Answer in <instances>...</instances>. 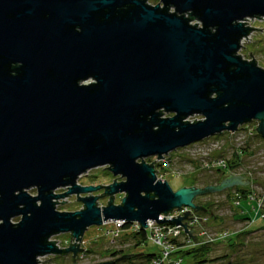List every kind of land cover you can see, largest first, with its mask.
I'll return each mask as SVG.
<instances>
[{
	"label": "water",
	"instance_id": "95a60500",
	"mask_svg": "<svg viewBox=\"0 0 264 264\" xmlns=\"http://www.w3.org/2000/svg\"><path fill=\"white\" fill-rule=\"evenodd\" d=\"M261 18L264 0H0V264L70 254L75 263L86 231L110 221L143 231L173 222L192 236L189 211L160 217L204 212L198 197L250 185L231 174L174 191L146 159L253 121L264 140V69L239 55L264 31L245 21ZM102 167L123 181L78 184ZM70 196L83 209L59 211ZM62 234L76 243L59 248L51 240Z\"/></svg>",
	"mask_w": 264,
	"mask_h": 264
},
{
	"label": "rangeland",
	"instance_id": "374dc122",
	"mask_svg": "<svg viewBox=\"0 0 264 264\" xmlns=\"http://www.w3.org/2000/svg\"><path fill=\"white\" fill-rule=\"evenodd\" d=\"M148 3L152 6H156L160 3V0H148ZM194 22L193 24H196ZM254 27L258 30L264 29V22L256 21L254 23ZM251 53L252 56L251 57ZM240 55L243 59L247 61L256 60L258 66L264 69V31H257L253 36V42L246 46L245 49L242 50ZM167 116H173L168 115ZM201 116H195L190 118L188 121L194 123V121L202 120ZM238 142H242L241 140ZM248 150H252L251 157L248 158L246 156L243 160V163L240 168H238L232 175L238 177L247 178L249 176V171L253 172L252 178L256 179L255 185L258 188V193L264 190V140L261 136H256L255 140L251 147ZM233 153V151L231 150ZM224 156L227 159H231L230 152H223ZM168 156V155H167ZM148 163L151 161H157L156 158L146 159ZM168 161L171 164V168L168 175L165 177V181L170 184V186L177 191L184 187H196L199 189H205L209 187H217L220 186L223 182V178L221 177L218 182H215L217 179V172H208L205 170L199 169L197 172V168L195 167V163L193 160L186 158V155L177 150L171 153L168 156ZM141 162V161H140ZM158 163V162H157ZM163 163V162H161ZM108 167H102L98 169H94L83 175L79 179V184L83 186H109L116 182H121L123 179L121 177H114ZM199 168V166H198ZM174 170H180L184 172L183 176H175L172 175ZM196 171L197 173H195ZM190 172H194V174L186 175ZM198 174V178L195 175ZM229 174L226 177H229ZM87 176V177H84ZM120 178V179H119ZM196 178V180H195ZM251 179V177H250ZM67 192V189L57 190V194H64ZM228 190L223 192H212L201 197H198L195 202H200L202 204L212 205V209L217 216V219H214L213 216L211 219V225L219 226L221 228L231 229L235 233H242V230L245 229V225L241 221H235L234 218H243V217H253L255 213L249 210L247 203H243L241 208L235 210H229L227 203L225 201L224 196ZM29 193L36 196L37 190L31 189ZM104 194V191H99L94 193L95 196ZM124 195H117L114 197V204L120 205ZM77 196H70L69 198L62 199L59 203L66 202L65 204H59L57 209L61 212H78L83 209V204L77 201ZM110 201L109 197H103L99 200V205L106 207L108 202ZM245 210V214L242 211ZM21 218L13 219V223H18ZM115 221H110L103 226H93L90 227L85 236L80 243L81 251L77 258L73 255H68L65 257H45L41 258L39 264H100L105 262L114 261L116 259H120L119 257H115L114 252L118 250H124L127 252V255H137V254H156L159 252V248L154 246L151 242H147L139 246L134 250H129L132 245L131 238L133 237V232L130 229L122 230L120 233V237L117 240L112 239L107 231H112L115 228L113 225ZM250 233L247 236H242L240 239H236L234 245L232 246L229 241L226 243L220 244L218 246H213L208 252L205 253L206 258L213 260L220 258L222 260L218 262H211L208 264H264V220L256 221L250 229H248ZM244 232V231H243ZM54 241H57L63 249L70 248L71 246V238L69 234H62L53 238ZM199 246H203L200 244L193 245L187 249L196 248ZM186 250V249H185ZM130 251V252H129ZM131 253V254H130ZM83 257V258H82ZM225 257V258H223ZM49 260V261H48ZM197 258L195 256H189L186 260L183 259L184 264H196ZM47 261V262H46ZM113 264H127L122 260H119Z\"/></svg>",
	"mask_w": 264,
	"mask_h": 264
},
{
	"label": "built area",
	"instance_id": "2783aa9c",
	"mask_svg": "<svg viewBox=\"0 0 264 264\" xmlns=\"http://www.w3.org/2000/svg\"><path fill=\"white\" fill-rule=\"evenodd\" d=\"M261 19L263 20L247 19L248 21H245V23H247L248 25L246 26L249 28L257 29L254 27V23L256 21L264 22V18ZM255 32L257 31H252V33L247 36V38H244L241 41V50L239 52V55L247 45L253 42V36ZM258 124L259 122L253 121L249 124L241 126L236 132H224L222 135L209 138L202 142L180 149L179 151L183 152L186 155V158L194 161L191 163H195L197 172L199 171V169L208 172L222 171L226 172L228 176L241 167L246 156H248V158L251 157L250 152L252 150L250 151L248 149L249 147H251L256 136H260L257 132V128L259 127ZM240 140L242 142H238ZM225 150L226 152H230L231 159H227L224 156L223 152ZM231 150L233 151V153L231 152ZM168 156H165L164 159H158V157H154L157 159L156 163L153 164L155 170L158 171V173H156L157 178L158 180H161L163 182L165 181V177L168 175V173L171 172L169 171L171 168V164L168 161ZM230 160L235 161V163L238 165L233 172H230V168L228 166ZM152 163L153 161H151V163L149 164ZM196 171L194 172L197 173ZM194 172H190L186 175L194 174ZM172 175L183 176L184 172L180 170H174ZM252 175L253 172L249 171V176L247 177V179L250 180V185L232 188L228 190V192L224 196L229 210H232L233 208L237 210L241 208L242 204L245 202L247 203L249 210L255 213L253 217H248V219L241 221L245 225V229L242 230V232L250 229V227L256 221L264 220V190L258 193V188L255 185L256 179L252 178ZM242 189L248 190L246 194L241 193L240 190ZM228 193H230L231 196L229 202ZM58 206L59 204H57V207ZM100 207L102 208L103 206ZM188 211L190 212V215H188V219H195H184L182 224L187 223V230H190L191 227H193L192 231L194 232L192 233V236L198 238L197 244L215 246L226 243L234 234H237L231 229L211 225V215H206V213L202 214L201 212H195V210L189 207H183L180 211L178 209H175L167 216L162 215L160 217V220H162L163 218H165V220H172L173 218L178 219V216L182 218L185 217L183 213ZM244 211L245 210L242 211V214ZM107 223L108 222L104 223L103 225ZM113 225H115V228L112 231H107V234L112 239L117 240L120 237L121 231L125 230L126 226H129L128 229L132 230L133 234H140L141 232H145L147 236V242H151L154 246L159 248V252L156 253L153 258L149 260H143L139 263L137 262L136 264H184V261L180 257L179 252L193 245H196L193 237L185 232L184 227L176 226L173 222L158 224L156 221H148V227L145 231L142 230L141 226L138 223L129 225L125 221H115ZM51 241L54 240L52 239ZM71 243L75 244L76 241L72 239ZM57 246L63 249L59 243H57Z\"/></svg>",
	"mask_w": 264,
	"mask_h": 264
},
{
	"label": "trees",
	"instance_id": "16d2710c",
	"mask_svg": "<svg viewBox=\"0 0 264 264\" xmlns=\"http://www.w3.org/2000/svg\"><path fill=\"white\" fill-rule=\"evenodd\" d=\"M228 166L230 168V172H233L238 165L235 163V161L230 160ZM195 176H196V178H198L197 177L198 174L195 175ZM217 176L218 177H217V179H215V182H218V180H220L221 177L225 178L227 176V173L220 171V172H217ZM196 178H195V180H196ZM190 187H193V186H190ZM240 191H241V193L246 194V192L248 190L242 189ZM230 198H231L230 193H228V202H229ZM197 205L202 207V208H204V212H201L202 214L206 213V215H211L215 219H217L216 214L214 213L213 210H211L212 209L211 208L212 205L202 204L200 202H197ZM246 219H248V217H243V218L235 217L234 218L235 221H244ZM125 228L128 229L129 226H126ZM249 233H250V231L247 230V231H244L242 233L234 234L228 241L233 246L237 238L240 239L242 236L245 237ZM131 241H132V245L129 248V250H134V249L138 248L139 246H141L143 244H146L147 243L146 233L145 232H141L140 234H133V237L131 238ZM215 246H218V245H215ZM211 248H213V246L203 245V246H199V247L192 248V249L182 250V251L179 252V254H180V257L182 259H184V260H186V258H188L189 256H195L197 258L196 264H208V263H211V262H218V261L222 260L220 258L213 259V260H210V259L206 258L205 253L208 252ZM114 254H115V257L123 258V261L126 262L127 264H136L137 262L139 263V262H142L143 260H149V259H151V258H153L155 256V254H143L141 257H133L132 259L128 260V259H125V257H127L128 253L125 252L124 250L115 251ZM223 258H225V257H223Z\"/></svg>",
	"mask_w": 264,
	"mask_h": 264
}]
</instances>
